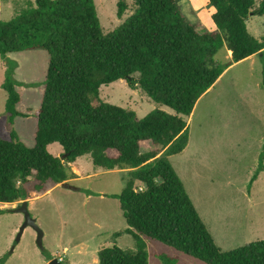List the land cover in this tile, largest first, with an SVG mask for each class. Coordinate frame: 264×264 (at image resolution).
I'll return each instance as SVG.
<instances>
[{
	"label": "trees",
	"instance_id": "16d2710c",
	"mask_svg": "<svg viewBox=\"0 0 264 264\" xmlns=\"http://www.w3.org/2000/svg\"><path fill=\"white\" fill-rule=\"evenodd\" d=\"M181 1L135 0L133 14L107 35L94 0H33L11 20H0L1 88L11 128L10 140L0 138V203L21 204L33 193L67 184L76 178L69 164L84 156L96 168L127 171L122 192L109 195L118 200L127 229L98 251L97 264H149L142 237L204 264H264V240L228 252L216 245L170 162L188 145L187 118L229 68L216 60L218 52L231 53L232 63L264 56V35L258 40L247 29L250 16H264V0H208L215 30L205 32L183 15ZM126 10L120 0L119 19ZM35 50L47 52L48 64L34 114V146L28 148L13 125L32 112L17 110L16 88L22 84L14 78L17 63L7 55ZM120 80L175 115L156 109L139 119L134 111L105 102L100 88ZM52 144L62 147L64 159L49 153ZM263 161L264 146L249 186L264 171ZM123 235L134 239L135 248L116 245ZM42 255L52 260L45 251ZM6 259L0 257V264ZM160 260L176 264L164 256Z\"/></svg>",
	"mask_w": 264,
	"mask_h": 264
},
{
	"label": "rangeland",
	"instance_id": "374dc122",
	"mask_svg": "<svg viewBox=\"0 0 264 264\" xmlns=\"http://www.w3.org/2000/svg\"><path fill=\"white\" fill-rule=\"evenodd\" d=\"M119 1L94 0L104 35L115 31L136 8L135 0H124L127 10L119 19ZM29 2L33 0H0V20H11ZM179 7L190 22L200 24L198 31L215 30L214 9L208 0H182ZM247 29L260 40L264 35V16H250ZM230 56L226 50L218 52L216 60L229 68L187 118L189 142L185 151L170 158L202 221L224 252L264 240V171L249 186L264 146V56L255 55L238 63H232ZM7 57L17 63L14 78L22 84L16 88L21 95L17 110L32 112L27 118H16L13 129L32 148L34 114L40 108L45 89L48 54L35 50ZM4 72L0 56V138L10 140L11 128L5 113L7 94L1 88ZM100 96L111 105L134 111L139 119L156 109L175 115L170 108L156 104L139 88L132 90L122 80L102 86ZM144 149L149 151L151 146L146 144ZM48 151L56 157L64 156L59 144L50 145ZM77 162L84 175H91L89 178L55 186L28 204L43 233L42 249L37 244V232L31 227H26L16 241L24 215L14 213L13 209L20 204L0 203V257L7 256L5 264H48L43 251L52 259L61 257L63 264H97L94 259L98 260V250L111 247L112 235L127 229L118 200L109 197L122 192V174L94 167L90 156ZM85 189L96 194L87 197L82 192ZM142 239L147 243L149 264H163L161 256L176 264H204L159 242ZM116 245L133 249L135 241L123 235Z\"/></svg>",
	"mask_w": 264,
	"mask_h": 264
},
{
	"label": "water",
	"instance_id": "95a60500",
	"mask_svg": "<svg viewBox=\"0 0 264 264\" xmlns=\"http://www.w3.org/2000/svg\"><path fill=\"white\" fill-rule=\"evenodd\" d=\"M64 157L65 155L62 157V159H64ZM62 185L65 186L66 184L64 183ZM13 212L21 213L24 215V223L22 227L20 228L16 241L19 242L21 235L23 233V230L26 227H31L37 232V244L42 249L43 248V244H42L43 233L41 229L38 227V225L36 224V221L32 218L28 210V202L27 201L22 202L18 208L13 209ZM48 264H63V263L59 261L57 258H53L52 260L49 261Z\"/></svg>",
	"mask_w": 264,
	"mask_h": 264
},
{
	"label": "crops",
	"instance_id": "0c3cea01",
	"mask_svg": "<svg viewBox=\"0 0 264 264\" xmlns=\"http://www.w3.org/2000/svg\"><path fill=\"white\" fill-rule=\"evenodd\" d=\"M231 54V53H230ZM251 58V57H250ZM80 159V158H79ZM78 160V159H77ZM70 168L72 169V171L76 174V178L75 179H72V180H69L68 182L69 183H74V182H78L82 179H85V178H89L91 175L87 174V175H84L83 171H82V168L81 166H79V162H75L73 164H69ZM108 172H118L119 174H122V180L123 178L126 176L127 174V171L125 170H113V171H108ZM67 182V183H68ZM61 185V184H60ZM58 186V185H56ZM55 186L51 187L46 193L44 194H48ZM86 190V189H85ZM91 191V190H90ZM93 192V191H92ZM94 193V192H93ZM44 194H36V193H33L32 196H31V199L27 200L28 204L30 201H32L33 199H36L39 197V195H44ZM96 194V193H95ZM111 195V194H110ZM87 197H90V196H87ZM116 200V199H115ZM120 207V206H119ZM99 251V250H98ZM61 259V257H58V259ZM94 262L98 263V260L94 259ZM76 264V263H75Z\"/></svg>",
	"mask_w": 264,
	"mask_h": 264
},
{
	"label": "built area",
	"instance_id": "2783aa9c",
	"mask_svg": "<svg viewBox=\"0 0 264 264\" xmlns=\"http://www.w3.org/2000/svg\"><path fill=\"white\" fill-rule=\"evenodd\" d=\"M140 191H142V188H140ZM58 260L62 262V260L60 258Z\"/></svg>",
	"mask_w": 264,
	"mask_h": 264
}]
</instances>
